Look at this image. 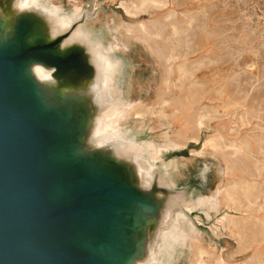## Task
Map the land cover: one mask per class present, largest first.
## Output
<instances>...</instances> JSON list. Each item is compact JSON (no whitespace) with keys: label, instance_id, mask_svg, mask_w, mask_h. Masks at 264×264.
Listing matches in <instances>:
<instances>
[{"label":"rangeland","instance_id":"rangeland-1","mask_svg":"<svg viewBox=\"0 0 264 264\" xmlns=\"http://www.w3.org/2000/svg\"><path fill=\"white\" fill-rule=\"evenodd\" d=\"M26 1L57 8L66 22L93 10L76 32L105 58L114 108L130 101L140 112L115 132L162 143L141 163L165 160L157 166L166 182L186 188L193 208L199 195L217 196L214 208L189 205L174 226L197 230L210 264H264V0ZM166 244L156 264L195 260L187 243Z\"/></svg>","mask_w":264,"mask_h":264},{"label":"water","instance_id":"water-1","mask_svg":"<svg viewBox=\"0 0 264 264\" xmlns=\"http://www.w3.org/2000/svg\"><path fill=\"white\" fill-rule=\"evenodd\" d=\"M18 2L0 0V264L145 261L164 214L188 213V190L157 164L144 183L132 157L92 142L109 98L91 45L73 32L93 10L52 35L40 8Z\"/></svg>","mask_w":264,"mask_h":264},{"label":"bare ground","instance_id":"bare-ground-1","mask_svg":"<svg viewBox=\"0 0 264 264\" xmlns=\"http://www.w3.org/2000/svg\"><path fill=\"white\" fill-rule=\"evenodd\" d=\"M39 1V0H38ZM31 7H37L40 8L41 11H43V14L50 18L52 20L53 27H52V35H55L59 32L65 31V29H67L74 21H76L77 19H79V17L81 16L82 12L80 15H78L77 17H74L72 20H69L68 22H66L65 20H62L60 18V13L59 11H57L56 9H46L44 7H42L39 4H36L34 2H27L26 0H19V2L17 3L16 9L18 10H27L30 9ZM127 9V7H126ZM59 10V9H58ZM76 10V9H75ZM68 12V11H67ZM63 14V13H62ZM74 14V12H73ZM76 15V14H75ZM140 23V22H139ZM157 23V22H156ZM142 24V23H141ZM82 25V24H81ZM124 25V24H123ZM150 25V24H149ZM80 27V25L76 28V30L73 32V35L79 36L81 34L78 35V33L76 32L78 30V28ZM155 30V29H154ZM179 30V29H178ZM151 31V30H150ZM142 33V32H141ZM167 35V34H166ZM144 36V35H143ZM82 37V36H81ZM120 37V36H119ZM83 38V37H82ZM161 39V38H160ZM152 40V39H151ZM87 42V41H86ZM115 42V41H114ZM88 43V42H87ZM111 43V42H110ZM113 44V43H112ZM119 44V43H118ZM89 45H91V48L94 51V62L97 64L98 69H99V75L100 78L102 79V87L107 89V93H108V98H109V102L106 103L105 107H103V109H101V111L99 112L98 116L95 119V123H94V128L91 134V138H92V142L96 145H103L106 143H110L113 144L115 149L117 150L118 154L120 156H124V157H132V159L136 162L138 169H139V173L141 176V180L142 182H146L148 175L150 174V171L152 170V168L156 165V164H162L165 163V160L159 158H154L153 160H151L152 166L149 167L150 169L146 170L144 168V166L142 165L141 161L143 158V152H152V154L154 156H158L159 153L165 149L163 147V145H161L162 143H157L154 140H150V141H143L142 144L138 143L136 140H131V139H127L124 136H122L120 133L118 134V132L116 133L115 130L116 129H120L122 130L123 126L121 125L123 122H126L129 119V116L131 113L133 114H139L140 112L136 109V105L135 103H130V101L125 104L123 107L121 106H117L114 108L116 100L113 101V96L114 94L111 92V88L112 86H110V89H108V83H107V76L105 73V58L99 53L97 52L93 45L89 43ZM113 46V45H112ZM115 46V45H114ZM118 49V48H117ZM111 51V50H110ZM104 52V51H103ZM107 53V52H105ZM112 59V58H111ZM172 59V58H171ZM115 60V59H114ZM117 64V63H116ZM119 64V63H118ZM117 64V65H118ZM115 65V64H113ZM111 68V67H110ZM116 68V67H115ZM173 69V68H172ZM33 72L36 75V77L38 79L41 80H45V79H49V72L45 71L42 67L40 66H34L33 67ZM109 72V71H108ZM172 72V71H171ZM122 73V72H121ZM258 73V72H257ZM187 74V73H186ZM185 74V75H186ZM189 75V74H188ZM114 76V75H113ZM99 79V78H98ZM222 79V78H221ZM100 80V79H99ZM113 80V78H112ZM116 80V79H115ZM186 81V80H185ZM97 82V80H96ZM109 82V80H108ZM114 83V82H113ZM201 87V86H200ZM111 99V101H110ZM109 113V117L107 118V128L108 129H114V131H109L105 132V129L103 128V124H105L106 122V114ZM209 114V113H208ZM207 115V114H206ZM132 118V116H131ZM200 122V120L198 121V123ZM106 128V127H105ZM106 128V129H107ZM115 132V133H113ZM125 133V131H122ZM126 135V134H125ZM211 143V141H210ZM215 143V142H214ZM213 144V143H212ZM211 144V145H212ZM218 143H215V145H217ZM214 145V146H215ZM228 145V144H227ZM141 146V147H140ZM139 147L142 149V151H139ZM215 148V147H214ZM220 148V147H219ZM218 149V148H217ZM150 150V151H149ZM148 154V153H147ZM140 156V157H139ZM241 157V156H240ZM147 162H149V159L147 160ZM170 166V164H168ZM173 167V166H170ZM146 171V172H145ZM223 171V170H222ZM253 187V186H252ZM223 190V189H222ZM222 190L220 192H222ZM244 190V189H243ZM245 197L247 198V200L250 201V194L248 189H245ZM225 191V190H224ZM223 191V192H224ZM231 191V190H230ZM233 191V190H232ZM231 191V192H232ZM242 191V190H241ZM254 191V190H253ZM216 192L218 193V189L216 190ZM243 192V191H242ZM241 192V193H242ZM230 195V192H228ZM227 193V194H228ZM234 195V192H232ZM226 194V193H225ZM226 194V195H227ZM237 194V192H236ZM216 196V195H215ZM213 194L208 196V195H199L196 200H195V208L197 206V208L199 207H207L209 208H214L215 205L217 206V199H215V197ZM242 196V195H241ZM232 198V197H231ZM235 198V196H234ZM230 200V199H229ZM233 201V200H232ZM243 201V200H242ZM248 201V202H249ZM257 202V201H256ZM191 200H188L184 207H185V211L190 212L188 208V206L190 205ZM250 203V202H249ZM237 205V204H236ZM253 206V205H252ZM189 207H192L191 205ZM250 207V206H249ZM187 208V209H186ZM193 208V207H192ZM193 208V210L195 209ZM239 208V207H238ZM191 209V208H190ZM181 215H186V212L180 211V210H175L172 212H166L164 214V220H166L168 218V216H170V224L165 228L164 231H159L158 232V236H160V242L159 244H157V246L155 248H151L147 257V260L142 261V262H138L136 264H156L157 261L160 262L161 260H163L164 258L168 257V253L170 250V247H168L169 245L166 244V242L168 240H175L177 241V244H183V243H187L188 246L190 247V249H192V253H193V257L195 260L191 261L190 264H210L206 261H204L202 259V255L206 253V250L203 248V246H201L200 242H199V234L197 232V230L191 226V224L188 223H183L182 226H178L177 224V228L176 225L174 226V221H176L177 219H182L180 217H182ZM207 215V213H206ZM187 217V216H186ZM226 217V216H225ZM177 218V219H176ZM224 218V217H223ZM176 219V220H175ZM237 219V218H236ZM188 222H191L189 219H186ZM185 220V222H187ZM244 220V219H243ZM184 221V220H183ZM263 222V221H262ZM178 223V220H177ZM192 223V222H191ZM215 225V224H214ZM263 230V229H262ZM258 234V233H257ZM259 236V234H258ZM242 238V237H241ZM244 241V240H243ZM259 242V241H258ZM250 244V243H249ZM168 247V248H167ZM166 248V249H165ZM217 256V255H216ZM161 259V260H160ZM160 260V261H159ZM252 261V260H251ZM211 264H229L227 261H225L223 258L221 257H217L215 258L214 262Z\"/></svg>","mask_w":264,"mask_h":264}]
</instances>
